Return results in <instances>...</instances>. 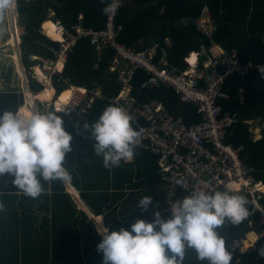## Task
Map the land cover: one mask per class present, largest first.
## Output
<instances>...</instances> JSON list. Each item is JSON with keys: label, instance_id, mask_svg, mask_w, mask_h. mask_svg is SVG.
<instances>
[{"label": "trees", "instance_id": "16d2710c", "mask_svg": "<svg viewBox=\"0 0 264 264\" xmlns=\"http://www.w3.org/2000/svg\"><path fill=\"white\" fill-rule=\"evenodd\" d=\"M128 1L117 20L123 25L119 40L127 45H140L139 41H143V47L158 42L159 54H165L166 50L170 61L183 68L186 65L184 57L189 52L199 50L201 45L210 46L213 41L200 33L192 21L188 24L182 21L198 18L203 7L208 6L217 24L213 40L228 52L236 50L241 61L264 63V0ZM105 4H109V0L105 3L101 0H17L21 55L31 91L37 94L43 90V85L31 76L34 62L29 55H48L44 43L56 44L42 33L43 23L52 19L70 28L82 16L84 26L100 29L107 22V14L103 12ZM44 28L49 35L59 39L52 21H47ZM4 35L7 38L2 42L8 39L9 33ZM168 38L173 40V44L170 45ZM5 48L0 53V92H16L10 83L18 84L20 78L14 50L11 45ZM114 57L115 50L106 49L100 55L88 38L80 39L65 59L59 73L60 82L55 81L57 93L72 85L102 88L109 97L117 96L121 80L119 72L111 70ZM144 79L146 74L142 69L135 73L133 79V95L140 102L157 100L186 123L199 121L196 108L182 104L173 89L165 86L153 91L142 89ZM223 91L228 97L220 99L218 104L224 112L238 114L241 120L260 119L264 122V78L256 67L243 75H230ZM46 94L52 98L53 92L46 90ZM14 97L18 104L11 97L3 105L4 109L1 105V110L9 111L13 107L19 110L23 101L18 102L17 96ZM39 100L49 101L44 97ZM30 105L33 107L32 103ZM109 105L108 101L99 100L93 110L85 113V119L73 113L64 123L65 130L73 135V150L66 155L65 162L72 175L68 183L80 191L86 208L80 207L78 199L67 193L65 182L42 180L43 192L39 198L33 199L13 186L11 175L0 176V202L4 204V210L0 211V264H103V253L97 251L102 236L96 230L92 215L100 218L111 231L130 230L139 219L153 221L160 201L165 208L164 181L159 175L156 158L149 152L135 149L133 162L121 161L120 167L111 169L105 168L102 156L95 154V141L90 130H85L83 125L95 122ZM40 106V112L53 110L44 104ZM24 108L27 109L24 105L19 112L26 116ZM226 142L243 147L240 158L247 167L255 170L256 180L264 183V130L262 138L254 140L247 126L239 122L230 129ZM147 195L153 198V203L144 211L138 204ZM260 202L264 205V198ZM246 206L249 211L247 219L238 225L229 222L219 230L226 239L228 250L232 240L252 230L260 218L259 212L251 213V202L247 201ZM170 216L171 213L167 212L162 217L167 220ZM262 246L264 234L255 248L245 252L229 250L233 253L231 264H264V257L259 255ZM184 264L208 262L198 260L194 249H187Z\"/></svg>", "mask_w": 264, "mask_h": 264}, {"label": "built area", "instance_id": "2783aa9c", "mask_svg": "<svg viewBox=\"0 0 264 264\" xmlns=\"http://www.w3.org/2000/svg\"><path fill=\"white\" fill-rule=\"evenodd\" d=\"M127 2L118 0L116 11L107 14L106 25L100 29L81 24L71 25L68 29L58 22V45L44 44L48 55H32L38 60L36 67L39 73L34 75L35 79L45 88H53L55 81L60 82L59 73L65 59L82 38H88L100 55L106 49L115 50L111 69L119 72L120 93L109 97L101 88L71 87L67 100L69 111L63 112L86 113L93 110L99 100L124 108L132 117L133 127L142 134V142L136 149L141 148L156 158L165 185L164 201L169 207L192 191L215 192L232 183L237 193L253 205L251 213H260L256 226L262 229L260 234L263 235L264 205L260 200L264 198V183L256 180L255 170L247 167L240 158L243 147L226 142L230 129L239 122L245 125L246 121L241 120L238 114L224 112L218 101L228 97L223 87L230 75H243L248 69L258 68L264 63L241 61L236 50L228 52L217 46L213 40L217 24L208 6L203 7L198 18L185 19L183 23L192 21L197 30L213 43L189 52L184 57L186 65L183 68L170 61L166 50L165 54H159L158 42L143 47V41H139L140 45H127L118 39L123 25L117 22ZM168 41L173 44L170 39ZM214 47L216 49L212 51ZM140 69L146 74L142 89L153 91L160 86L173 89L182 104L196 108L199 121L188 124L157 100L140 102L133 95L134 75ZM242 245V237L234 238L229 250L240 251Z\"/></svg>", "mask_w": 264, "mask_h": 264}, {"label": "clouds", "instance_id": "9594fccd", "mask_svg": "<svg viewBox=\"0 0 264 264\" xmlns=\"http://www.w3.org/2000/svg\"><path fill=\"white\" fill-rule=\"evenodd\" d=\"M101 3H105V0H101ZM16 4L17 0H0V25L6 15L14 10ZM117 6L118 0H112V3L105 4L103 12L105 14L115 12ZM47 21H52L54 31L59 35L56 30L59 21L52 19ZM47 21L42 25V33L58 45L59 39L49 35L44 28ZM78 21L77 24L83 25L82 16ZM14 29L13 34L17 38L19 35L16 30L17 22L14 23ZM2 30L0 27V31ZM15 41L21 42L18 38ZM15 53L19 61L17 70L20 74L21 68L24 74L27 97H35L46 89H53L55 93L51 100L46 102L33 99L34 112L30 116L21 115L19 111H4L0 114V176L11 175L12 184L16 189L28 197L37 199L43 192L42 180L49 183L56 180L68 183L72 180L65 162L66 155L73 150L71 145L73 135L65 130L64 120L58 113L67 116L75 113L83 118L85 113L73 111L68 114L63 112L64 108L57 107L59 96L66 89L70 90L75 86L70 85L57 93L56 85L53 88H45L35 79L34 75L37 74L35 66L38 60L32 58V55L44 54L29 55L30 60L34 62L31 66V76L37 83L43 85V90L39 93L31 91L28 74L22 61L21 47H17ZM257 70L264 78V65L258 66ZM36 101L54 110L37 111L34 105ZM24 105L25 101L22 106ZM83 128L90 130L91 138L95 141L93 144L95 154L102 156L103 165L108 169L120 167L121 161H131L135 156L136 147L142 142L141 131L133 127L132 117L124 108L115 105L106 107L95 122L85 123ZM77 192L80 194V191ZM80 198L79 196L78 199ZM163 202L166 205L164 214L171 213L169 219L165 220L161 213L156 211L153 221L139 219L131 225L130 230L121 228L118 231H111L101 219H95L96 217L92 215L96 222V230L102 236L97 251L103 253V264H184L187 249H194L197 259L207 261L208 264H231L233 253L226 247V239L219 230L229 222L238 225L249 216L246 198L237 193L232 183H228L223 191H192L183 200L171 203L170 207L164 201V197ZM152 203L153 198L147 195L138 205L147 211ZM3 210L4 204L0 202V211ZM238 252L245 251L241 248ZM259 255L264 257V246L259 249Z\"/></svg>", "mask_w": 264, "mask_h": 264}, {"label": "rangeland", "instance_id": "374dc122", "mask_svg": "<svg viewBox=\"0 0 264 264\" xmlns=\"http://www.w3.org/2000/svg\"><path fill=\"white\" fill-rule=\"evenodd\" d=\"M18 6H17V4H16V7L14 8V11L13 10H11L7 15H6V17H5V19H7V22H5V20L3 21V23H2V25H0V27H2V31H0V53H2L3 51H5L6 50V48H5V46H7V45H11V47H12V49L14 50L13 51V57H14V59L16 60V63H17V66H18V64H19V61L17 60L18 59V55L15 53L16 51H17V47L16 46H18L19 48L21 47V45H20V43L19 42H16V41H14V42H11V38H13V32L15 31V29H14V23L15 22H17V31L19 32V35L21 34V29H20V26H19V21H18V15H17V8ZM6 24V25H5ZM6 32H8L9 33V36H8V39L5 41V42H2L3 40H5L6 38H7V36L6 35H4ZM11 36V37H10ZM19 40H21V35H20V38L18 39V41ZM216 45V44H215ZM217 46H219V47H221V45H217ZM1 48H4V50H1ZM222 48V47H221ZM215 47L213 48V50L212 51H215ZM35 72L38 74L39 73V69L35 66ZM20 78H19V82H18V84H15V83H12V82H10L11 83V87L12 88H14L15 90H16V92H9V93H3V92H0V110H1V105L3 106V105H6L7 104V101H8V99H10L11 97L12 98H14L15 99V97L14 96H17V100H18V102L19 101H23L22 102V104H21V106L24 104V101L26 100V98H28V97H26L27 96V93H26V87H25V83H24V81H25V79H24V74H23V72H22V70H21V68H20ZM47 90V89H46ZM50 90H52L53 91V89H50ZM65 91H67V89L65 90ZM55 95V93L53 92V96ZM35 98V97H34ZM14 103L15 104H18V103H16V99H15V101H14ZM14 104V105H15ZM35 107H36V110L37 111H40V109H41V106L40 105H42V104H39L38 105V103H37V101L35 102ZM67 105H68V101L66 102V105L64 104V107L63 108H66L65 110H66V112H67V110H68V108H67ZM10 107V106H9ZM25 107L27 108V109H25V114H26V116H30L33 112H34V109H33V107L28 103V102H26L25 103ZM71 107V105H69V108ZM5 108V106H3V109ZM17 108V107H16ZM1 110V111H5V110ZM16 110H18V109H14V107L12 108V109H10L9 111H12V112H16ZM54 110V109H53ZM64 110V111H65ZM1 111H0V114H1ZM18 111H20V110H18ZM29 111V112H28ZM69 111V110H68ZM58 115H61L62 116V118H63V120H64V123L65 122H67V118H66V116H65V114H62V113H58ZM68 117V116H67ZM69 118V117H68ZM66 191H67V193H69L70 195H72L73 194V192H72V190H71V188H69L68 186H66ZM73 196V195H72ZM73 197H75V199H78V197H76V196H73ZM78 203H79V205H80V207H84L83 206V203H81V201L78 199V201H77ZM257 237V236H256ZM246 240H247V242H246V244H243L242 245V251H246V250H248V249H251V248H254V247H256V244H253L255 241H256V239H255V241H249L247 238H245ZM244 239V240H245ZM243 240V241H244ZM253 244V245H252ZM253 247H252V246Z\"/></svg>", "mask_w": 264, "mask_h": 264}, {"label": "crops", "instance_id": "0c3cea01", "mask_svg": "<svg viewBox=\"0 0 264 264\" xmlns=\"http://www.w3.org/2000/svg\"><path fill=\"white\" fill-rule=\"evenodd\" d=\"M168 39H170L173 42V40L171 38H168ZM78 117L81 118V119H85V118L81 117V115L78 116ZM66 118H67V116H66ZM245 125L247 126L249 133L252 134L254 140H258V139L262 138V131L264 130V122L262 120H260V119L248 120V121H246ZM131 161H133V159ZM131 161H128V162H131ZM67 186L70 187L69 183H67ZM156 208H157V211H159L161 213V215L163 216L165 208H164L163 203H161V201L159 203H157V207ZM155 212H156V210L154 211V213ZM249 231L254 232L256 234L257 239L253 243V244H256L258 239H259V237H260L259 231H258L256 225H254L253 229L249 230ZM249 231L245 232L244 235L242 236L244 239L247 238V234L248 233H251Z\"/></svg>", "mask_w": 264, "mask_h": 264}, {"label": "bare ground", "instance_id": "6f19581e", "mask_svg": "<svg viewBox=\"0 0 264 264\" xmlns=\"http://www.w3.org/2000/svg\"><path fill=\"white\" fill-rule=\"evenodd\" d=\"M14 11V10H13ZM17 30V29H16ZM55 32V31H54ZM15 40H17V38H16V36H15V34H13V42L15 41ZM16 47H18V46H16ZM71 89L70 90H67V91H64L60 96H59V98H58V100H57V107L58 108H63L64 107V104L67 102V100H68V98L70 97V94H71ZM52 92H54V91H52ZM45 95H47L46 94V91H43V92H40L39 94H37V95H35V98L34 97H30V98H26V102H28L29 104H31V103H33V99H39V98H41V97H44V98H47L48 100H51V98H48V96H45ZM27 97V96H26ZM65 110V109H64ZM70 188V187H69ZM263 191H264V188L262 189ZM76 200V199H75ZM95 219H99V218H95ZM249 232H251V231H249ZM247 239L249 240V241H255V239H257V237H256V234L254 233V232H251V233H248L247 234ZM244 240V239H243ZM246 242H247V240L245 239L244 241H243V244H246Z\"/></svg>", "mask_w": 264, "mask_h": 264}, {"label": "water", "instance_id": "95a60500", "mask_svg": "<svg viewBox=\"0 0 264 264\" xmlns=\"http://www.w3.org/2000/svg\"><path fill=\"white\" fill-rule=\"evenodd\" d=\"M69 186H70V185H69ZM70 188H71L73 194L76 195V197H79V196H80L79 192H77V191H76L75 189H73L71 186H70ZM80 200H81V202L83 203V206H85V208H86V205H85V203L82 201L81 198H80ZM93 217H95V216L93 215ZM257 229H258L259 232H262V229H261V228L257 227Z\"/></svg>", "mask_w": 264, "mask_h": 264}]
</instances>
